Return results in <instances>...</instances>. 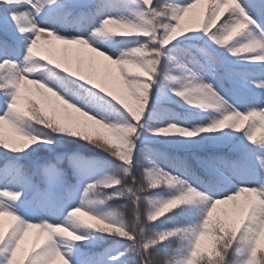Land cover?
I'll return each instance as SVG.
<instances>
[{"label": "snow or ice", "instance_id": "1", "mask_svg": "<svg viewBox=\"0 0 264 264\" xmlns=\"http://www.w3.org/2000/svg\"><path fill=\"white\" fill-rule=\"evenodd\" d=\"M0 264H264V0H0Z\"/></svg>", "mask_w": 264, "mask_h": 264}, {"label": "rangeland", "instance_id": "2", "mask_svg": "<svg viewBox=\"0 0 264 264\" xmlns=\"http://www.w3.org/2000/svg\"><path fill=\"white\" fill-rule=\"evenodd\" d=\"M29 243H30V239H29Z\"/></svg>", "mask_w": 264, "mask_h": 264}, {"label": "trees", "instance_id": "3", "mask_svg": "<svg viewBox=\"0 0 264 264\" xmlns=\"http://www.w3.org/2000/svg\"><path fill=\"white\" fill-rule=\"evenodd\" d=\"M30 244V243H29Z\"/></svg>", "mask_w": 264, "mask_h": 264}]
</instances>
